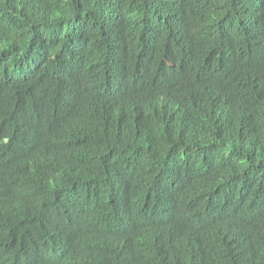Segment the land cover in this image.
I'll use <instances>...</instances> for the list:
<instances>
[{"label":"trees","instance_id":"obj_1","mask_svg":"<svg viewBox=\"0 0 264 264\" xmlns=\"http://www.w3.org/2000/svg\"><path fill=\"white\" fill-rule=\"evenodd\" d=\"M0 160V264H264V0H0Z\"/></svg>","mask_w":264,"mask_h":264},{"label":"clouds","instance_id":"obj_2","mask_svg":"<svg viewBox=\"0 0 264 264\" xmlns=\"http://www.w3.org/2000/svg\"><path fill=\"white\" fill-rule=\"evenodd\" d=\"M1 162L2 161L0 160V176L3 175V168L1 166ZM222 231L223 232H227L228 234L246 231L247 235H246V237L244 239H247V238H249V237H251L253 235V231L250 230L248 227H244V225L241 228H239V230H237V232H236V229H234V227H228V228L223 227Z\"/></svg>","mask_w":264,"mask_h":264}]
</instances>
